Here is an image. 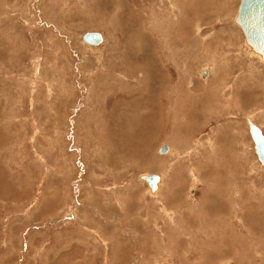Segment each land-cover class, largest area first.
Instances as JSON below:
<instances>
[{
	"label": "rangeland",
	"instance_id": "374dc122",
	"mask_svg": "<svg viewBox=\"0 0 264 264\" xmlns=\"http://www.w3.org/2000/svg\"><path fill=\"white\" fill-rule=\"evenodd\" d=\"M240 1L0 0V264H264Z\"/></svg>",
	"mask_w": 264,
	"mask_h": 264
},
{
	"label": "water",
	"instance_id": "95a60500",
	"mask_svg": "<svg viewBox=\"0 0 264 264\" xmlns=\"http://www.w3.org/2000/svg\"><path fill=\"white\" fill-rule=\"evenodd\" d=\"M236 22L242 27L247 42L253 49L264 53V0H241L238 7ZM83 40L90 45H100L103 35L98 31H88L83 35ZM250 133L254 140L255 150L260 162L264 165V134L261 128L249 120ZM169 146L163 145L160 153L168 152ZM142 178L148 183L153 191L158 188L160 176L156 173L143 175Z\"/></svg>",
	"mask_w": 264,
	"mask_h": 264
},
{
	"label": "bare ground",
	"instance_id": "6f19581e",
	"mask_svg": "<svg viewBox=\"0 0 264 264\" xmlns=\"http://www.w3.org/2000/svg\"><path fill=\"white\" fill-rule=\"evenodd\" d=\"M241 2V1H240ZM175 4H176V2H175ZM238 13V12H237ZM235 21H236V18H235ZM236 24H237V22H236ZM239 26H240V24H238ZM241 27V26H240ZM241 29H242V27H241ZM243 30V29H242ZM244 32V31H243ZM103 35V34H102ZM245 38H246V36H245ZM103 42H104V37H103ZM102 42V43H103ZM86 43V42H85ZM101 43V44H102ZM246 43H247V45L250 47V49L252 50V52H254V54H257V55H260L261 57H262V59L264 60V53L263 54H260V53H258V52H256L254 49H253V47L247 42V39H246ZM87 44V43H86ZM88 45H90V44H88ZM91 46H98V45H91ZM207 79V78H206ZM155 104V103H154ZM156 105V104H155ZM249 120H251L253 123H255L254 122V120L252 119V117H250V118H248V121H247V123H248V127H249V132H250V126H249ZM256 124V123H255ZM257 125V124H256ZM260 127V126H259ZM261 131H262V133H263V130H262V128H261ZM251 134V133H250ZM264 134V133H263ZM251 137H252V135H251ZM253 139V138H252ZM254 141V140H253ZM254 147H255V144H254ZM170 149V148H169ZM168 149V150H169ZM256 151V150H255ZM257 154V153H256ZM258 156V155H257ZM259 159V158H258ZM260 161V160H259ZM263 165V164H262ZM260 166V165H259ZM264 166V165H263ZM264 169V168H263ZM147 175V174H146ZM159 175V174H158ZM160 176V181L158 182V188L157 189H159V187H160V184H161V180H162V176L161 175H159ZM149 188H150V186H149ZM150 190V193L151 194H153V195H155L156 193H157V191H153L151 188L149 189Z\"/></svg>",
	"mask_w": 264,
	"mask_h": 264
}]
</instances>
